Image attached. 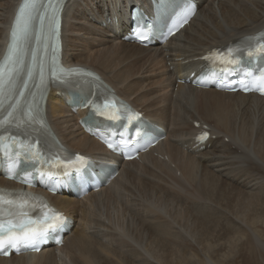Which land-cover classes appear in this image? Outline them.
Listing matches in <instances>:
<instances>
[{
  "label": "bare ground",
  "instance_id": "6f19581e",
  "mask_svg": "<svg viewBox=\"0 0 264 264\" xmlns=\"http://www.w3.org/2000/svg\"><path fill=\"white\" fill-rule=\"evenodd\" d=\"M19 1L7 0L4 17L0 14V58ZM147 1L68 0L63 62L99 74L116 94L162 126L164 140L138 161L114 158L120 166L115 179L81 200L70 196L78 185L48 195L52 205L75 221L63 245L0 257V264H237L226 259L231 250L214 256L225 244L237 248L247 233L241 224L249 231L245 237L264 252L256 227L261 215L264 220V97L176 85L177 78L200 68L207 50L264 30V0H197L189 24L164 44L143 47L122 40L125 8ZM243 1L248 4L241 6ZM212 3L220 12L216 23ZM237 6L242 16L234 13ZM110 54L125 62L113 63ZM58 91L49 89L46 104L52 132L70 152L107 157L103 145L77 123L86 111H72ZM195 121L210 130L205 142L193 139ZM0 185L19 187L1 175ZM242 264L250 263L245 259Z\"/></svg>",
  "mask_w": 264,
  "mask_h": 264
},
{
  "label": "snow or ice",
  "instance_id": "6c2138e0",
  "mask_svg": "<svg viewBox=\"0 0 264 264\" xmlns=\"http://www.w3.org/2000/svg\"><path fill=\"white\" fill-rule=\"evenodd\" d=\"M58 2H62V0H58ZM42 7L44 5L41 0H22L18 9L10 33L8 54L0 61V108H3V98L15 89V78L23 64V44L30 38L33 20L36 17L43 20V14L39 12ZM55 11L54 9L53 20L58 24ZM256 50L264 52V38L256 45ZM55 51L56 49L53 48V52ZM251 54L250 51L249 55ZM33 55L35 58V53ZM212 55L221 54L214 53ZM229 55L231 56V50H229ZM53 62H56L55 55ZM229 62L232 61L229 60ZM43 79L44 73L41 68V80L43 81ZM20 95H24L22 89ZM15 109L16 105H10L9 109H5L7 116L0 118V128H3L6 123H12L10 118L13 117ZM77 159L81 158L77 157ZM29 199L40 200L38 197H31V194L28 193H6L4 190H0V251H4L5 254L6 246L16 247L19 244L34 246L48 229H55L62 225L60 214L55 210L48 209L42 201L40 202L42 214L35 218L30 216L29 211L25 210Z\"/></svg>",
  "mask_w": 264,
  "mask_h": 264
},
{
  "label": "rangeland",
  "instance_id": "374dc122",
  "mask_svg": "<svg viewBox=\"0 0 264 264\" xmlns=\"http://www.w3.org/2000/svg\"><path fill=\"white\" fill-rule=\"evenodd\" d=\"M7 0H0V14H1V17L3 18L4 17V15H5V13H4V10L5 9H3V7H4V3L6 2ZM8 1H10V0H8ZM248 2V1H247ZM248 4V3H246V2H242L241 3V6L243 5V4ZM213 4V7L215 8V12H217V14H213V15H211V20H212V23H216V22H219V17H220V12L218 11V9H217V7H216V3H212ZM2 6V7H1ZM219 13V14H218ZM234 13L236 14V15H241V10H239V7L237 6V8H236V11H234ZM3 14V15H2ZM217 16V17H216ZM242 16V15H241ZM200 21H203V19L201 18L200 19ZM102 25L103 26H105V24H103L102 23ZM226 32V31H225ZM224 31H223V33H225ZM70 35V37H72V38H74V37H77V38H81V34H78V35H76V34H74V33H70L69 34ZM107 36H110L109 35V33H107L106 34ZM120 35V34H119ZM78 40H81V39H78ZM81 42V41H80ZM97 45V44H96ZM95 47V46H94ZM94 49H98V46H97V48L95 47ZM107 56V55H106ZM110 58L111 59H109L110 61H112L113 63H115V64H117V65H121V64H123L124 62H125V60H123V59H119V58H117L115 55H112V54H110ZM167 65H168V63H167ZM171 67V66H170ZM169 67V68H170ZM155 72H157V70L155 71ZM177 82H176V85H177V83H180V80H178V78H177V80H176ZM221 136V135H220ZM219 136V137H220ZM224 139V141L225 142H229L228 141V138L227 137H224L223 138ZM231 148L232 149H234L235 148V145L234 144H232L231 145ZM238 151H239V149H238ZM210 157V156H209ZM256 161H254L253 162V165H255L256 163H255ZM255 166H257V165H255ZM245 167H247V165H245ZM83 198V197H82ZM82 198H78V199H76V200H81ZM85 204L86 205H88L89 204V201H87V202H85ZM82 204H77L76 206L78 207V206H81ZM225 211V210H224ZM99 217H101V213H99ZM233 217V216H232ZM263 218V215H261V217H260V220H258L257 222H256V227H257V229H260L259 231L261 232V234H262V239L264 240V220L262 219ZM103 220H105V218H103ZM74 223H75V221H74ZM230 226H231V224H230ZM241 226L242 227H239L240 228V230L244 233V231L245 232H247L248 234H249V231L246 229V227H245V225L244 224H241ZM247 233H245V235L243 236V239L241 240V241H239L238 242V246H237V248H231V249H229V247H228V245H224L223 246V250L222 251H219L217 254H216V256H214L215 257V259L216 258H219V257H221V255L222 254H224V253H228V250H231V252L228 254V256H227V258L226 259H229V260H231V259H235L236 261H237V264H242V262H243V260H245V259H248L249 260V263L250 264H264V252L261 250V249H259L258 248V246L257 245H255V243H253L252 241H251V239H247L245 236H246V234ZM192 244V243H191ZM192 246H193V248L195 249V250H197V251H199V247L198 246H196V245H194V244H192ZM241 246V247H240ZM249 246V247H248ZM252 247V249H251V247ZM225 247V248H224ZM240 247V248H239ZM242 248V249H241ZM247 250H246V249ZM249 248V249H248ZM253 248H255V250L253 249ZM242 250H245L244 252L242 251ZM236 253H235V252ZM238 251H239V253H238ZM242 251V252H241ZM251 251V252H250ZM256 251H258V252H256ZM222 252V253H221ZM233 252V253H232ZM249 252V253H248ZM221 253V254H220ZM248 255H247V254ZM255 253V254H254ZM261 254V255H260ZM263 254V255H262ZM254 255H256V256H254ZM201 256H203V253H201L200 254V257ZM241 256V257H240ZM255 257V258H254ZM263 258V259H262ZM240 259H242V261L240 260ZM263 260V261H262ZM194 264H198L197 262H195Z\"/></svg>",
  "mask_w": 264,
  "mask_h": 264
}]
</instances>
